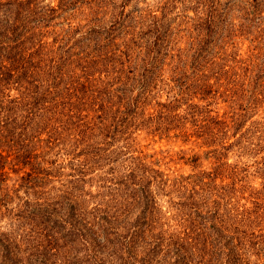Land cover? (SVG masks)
<instances>
[{
  "label": "trees",
  "instance_id": "16d2710c",
  "mask_svg": "<svg viewBox=\"0 0 264 264\" xmlns=\"http://www.w3.org/2000/svg\"><path fill=\"white\" fill-rule=\"evenodd\" d=\"M0 264H264V0H0Z\"/></svg>",
  "mask_w": 264,
  "mask_h": 264
},
{
  "label": "rangeland",
  "instance_id": "374dc122",
  "mask_svg": "<svg viewBox=\"0 0 264 264\" xmlns=\"http://www.w3.org/2000/svg\"><path fill=\"white\" fill-rule=\"evenodd\" d=\"M148 1L153 2L154 0ZM179 6L181 7V5ZM239 36L237 35L233 37L232 35L231 37H233L234 42H237L239 44L238 48H244V50L241 51L242 53H244L247 47L252 46V42L247 37L239 38ZM233 40H231L232 43H234ZM166 74L167 73L165 72L164 76H166ZM152 96H156V99L155 97H153L155 99V101L153 100L154 102L158 100L163 101L167 98L166 94L161 92V89L160 91H157V94H155L154 92ZM223 105L224 104H221L222 107ZM184 109H187V107H184ZM184 109L182 110L183 113L185 112ZM260 116H263V111ZM260 116L254 117V121L257 120ZM173 131L177 132L178 130H172L169 136H165L164 138H161L159 135L155 136L151 131H136L135 133H133V138L136 139V141L133 143V149H137L136 154L139 153V151H143L144 154L151 156L152 161L161 164L164 169H170V172L176 170L177 172L184 175L192 174L199 169L195 168V165L190 161V157L194 153L192 151L193 146L191 143H185L183 141V138H176L175 134H173ZM133 152L135 153V151ZM211 157L212 154L210 152H205L204 154H202V159L200 162L201 169L205 168L209 170L213 168L215 164H212L214 162H212L213 160L211 159ZM228 161L232 164H236L239 162L250 163L251 157H242L241 154H238L234 151L230 153Z\"/></svg>",
  "mask_w": 264,
  "mask_h": 264
}]
</instances>
